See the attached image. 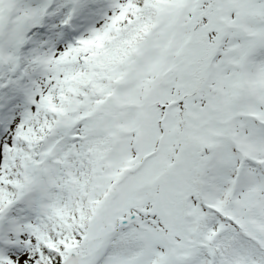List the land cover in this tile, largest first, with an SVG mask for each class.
Masks as SVG:
<instances>
[{"label": "snow or ice", "instance_id": "obj_1", "mask_svg": "<svg viewBox=\"0 0 264 264\" xmlns=\"http://www.w3.org/2000/svg\"><path fill=\"white\" fill-rule=\"evenodd\" d=\"M0 264H264V0H0Z\"/></svg>", "mask_w": 264, "mask_h": 264}]
</instances>
